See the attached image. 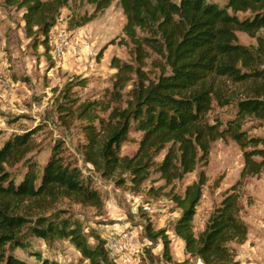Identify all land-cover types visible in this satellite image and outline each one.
Instances as JSON below:
<instances>
[{
	"label": "trees",
	"instance_id": "trees-1",
	"mask_svg": "<svg viewBox=\"0 0 264 264\" xmlns=\"http://www.w3.org/2000/svg\"><path fill=\"white\" fill-rule=\"evenodd\" d=\"M77 1L90 6L92 12L71 17V30L84 26L112 3L119 6L126 19L123 33L132 46L136 64L134 67L112 61L117 70L113 83L115 100L121 101L131 74L137 80L126 94L124 107L95 103L107 115L97 119L98 126L85 127L84 159L95 173L101 178H115L117 185L124 184L121 176L127 173L136 188L165 150L158 172L166 187L193 173L199 164H206L210 146L218 140H231L242 151V179L264 172V137H249L243 128L249 119L264 122V0ZM72 2L0 3L22 11L25 37L33 49L42 47L43 55L50 60L51 30L61 10ZM238 32L256 39L254 51L238 43ZM151 54L154 58L150 60ZM147 60L157 70L153 78L143 70ZM221 80L242 87L239 95L220 87ZM212 101L219 107L235 103L233 117L224 123L209 120ZM61 110L69 114L66 106ZM82 112L85 114L87 108ZM132 131L140 134L137 150L131 157L121 156V147ZM34 134L35 129L24 130L0 142V264H60L31 253L24 241L26 234L42 240H66L90 264H108L104 239L97 238L91 247L86 245L78 224L55 223L50 217L31 218V203L41 198L64 195L83 205L99 209L103 206L90 180L65 161L61 143L53 146L41 165L33 162ZM206 182L204 171H200L182 195H172L180 210L174 235L183 242L185 254L202 264H239L235 246L246 241L247 229L239 217L236 186L224 193L201 233H194L196 208ZM146 232L150 241L161 240L162 256L170 263L169 240L164 231H153L147 225ZM15 250L25 252L33 262L18 257Z\"/></svg>",
	"mask_w": 264,
	"mask_h": 264
},
{
	"label": "rangeland",
	"instance_id": "rangeland-1",
	"mask_svg": "<svg viewBox=\"0 0 264 264\" xmlns=\"http://www.w3.org/2000/svg\"><path fill=\"white\" fill-rule=\"evenodd\" d=\"M69 6L61 10L51 30V59L47 60L43 48L33 49L25 37L22 11L0 3V142L21 131L35 129V148L31 159L39 165L51 154L53 146L61 143L63 158L90 180L103 206L99 209L83 205L64 195L54 199L41 198L31 203L34 206L31 218L50 217L55 223L78 224L86 245L91 247L96 244L97 238L104 239L108 264H178L183 261L198 264L197 258L185 254L184 246L174 235L180 210L173 203L172 195H182L184 188L197 180L200 171H204L207 182L196 208L194 233H201L224 193L236 186L239 217L247 229L246 241L235 246L236 259L239 264H264V172L242 179L243 155L233 141L213 142L206 164H199L193 173L166 187L158 172L165 150L156 157V165L148 170L142 184L136 188L129 174H123L124 184L117 185L115 178H101L85 161V127L98 126L97 119L107 115L94 104L124 107L126 94L133 81L137 80L131 74L132 80L122 91L121 101L115 100L113 83L117 70L112 61L134 67L136 64L132 46L123 33L126 19L116 3L84 26L72 30L68 25L70 18L74 19L84 12L91 13L92 8L77 0ZM242 16L239 14V17ZM236 35L239 44L255 50V38L239 32ZM150 56V60L154 58V55ZM150 60L146 61L143 70L149 78H153L157 70L151 67ZM220 83V87L235 91L237 95L242 89L224 80ZM64 106L69 109V114L61 110ZM235 107V103L219 107L212 101L207 117L224 123L233 117ZM85 108L87 112L82 114ZM243 128L248 131L249 137H264L263 121L246 120ZM139 139V133H129L120 155L131 157L137 150ZM147 225L153 231H164L169 240L170 263L162 256L161 240H149ZM122 232L130 235L129 247L119 252L110 243ZM25 237L29 251L39 253L43 258L60 264H90L66 240H42L30 234ZM14 253L33 262V258L21 250Z\"/></svg>",
	"mask_w": 264,
	"mask_h": 264
},
{
	"label": "built area",
	"instance_id": "built-area-1",
	"mask_svg": "<svg viewBox=\"0 0 264 264\" xmlns=\"http://www.w3.org/2000/svg\"><path fill=\"white\" fill-rule=\"evenodd\" d=\"M129 238H130L129 233L122 232L117 237V239L113 240V242L110 243V245L114 250H118L119 252H123L124 250H127V248L129 247Z\"/></svg>",
	"mask_w": 264,
	"mask_h": 264
},
{
	"label": "crops",
	"instance_id": "crops-1",
	"mask_svg": "<svg viewBox=\"0 0 264 264\" xmlns=\"http://www.w3.org/2000/svg\"><path fill=\"white\" fill-rule=\"evenodd\" d=\"M179 242H180V244H181L182 246H184L182 241H179ZM198 264H202V263H201L200 261H198Z\"/></svg>",
	"mask_w": 264,
	"mask_h": 264
}]
</instances>
